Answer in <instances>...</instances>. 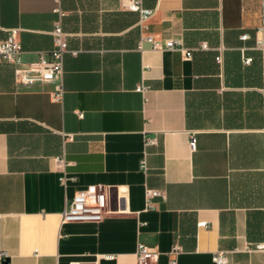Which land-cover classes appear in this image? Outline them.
<instances>
[{"label":"crops","instance_id":"crops-1","mask_svg":"<svg viewBox=\"0 0 264 264\" xmlns=\"http://www.w3.org/2000/svg\"><path fill=\"white\" fill-rule=\"evenodd\" d=\"M128 3L0 0V40L17 30L24 63L49 55L58 25L69 44L62 102L57 83L20 84L0 62V264H137L139 244L154 264L177 244V264H216L219 250L264 264L261 0H142L144 24ZM92 184L113 212L62 222ZM148 188L165 192L155 208Z\"/></svg>","mask_w":264,"mask_h":264},{"label":"built area","instance_id":"built-area-1","mask_svg":"<svg viewBox=\"0 0 264 264\" xmlns=\"http://www.w3.org/2000/svg\"><path fill=\"white\" fill-rule=\"evenodd\" d=\"M128 7L130 10L136 11L140 16V23H146L153 15L154 10L145 8L142 0H129ZM257 43L259 47L264 49V41L262 34H264V0H261V22L258 27ZM54 46L49 55L42 54L40 58L31 63H24L21 58L22 46L17 37V30H13L4 39L0 40V62L7 61L14 64V76L16 82L24 85H32L35 83H57L56 89L52 92V99L55 102H62L65 94V89L62 84V76L64 70V56L69 52V44L67 34L58 25L53 31ZM148 40L152 43L154 48L164 49H179L174 40H167L163 42L155 41L149 37ZM183 50V48H180ZM187 56H191V52H186ZM147 86L143 83L137 86V91L145 92ZM146 145L158 144L156 137H148ZM190 144L194 148L196 145V136L191 135ZM59 161H61L59 159ZM141 168L147 170V162L145 158L141 160ZM67 175L64 173L60 177L62 183L67 182ZM164 198L165 192L160 189L148 188L146 190V202L148 208H155V199ZM113 212L109 207L108 187L104 184H92L84 189L77 190L73 198L69 201L62 214V222L70 221H100L107 214ZM258 249H264V244L256 245ZM182 251L180 245H175L170 251L171 264H177V257ZM160 252L145 244H139L137 247V264H154L158 262ZM114 256H108L106 259H113ZM213 260L216 264H227L228 255L225 251L219 250L215 252Z\"/></svg>","mask_w":264,"mask_h":264}]
</instances>
